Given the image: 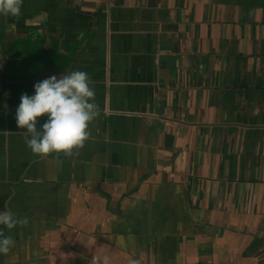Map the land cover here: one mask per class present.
I'll return each instance as SVG.
<instances>
[{
	"label": "crops",
	"instance_id": "crops-1",
	"mask_svg": "<svg viewBox=\"0 0 264 264\" xmlns=\"http://www.w3.org/2000/svg\"><path fill=\"white\" fill-rule=\"evenodd\" d=\"M84 71L100 115L33 154L23 94ZM47 116L38 118L39 128ZM0 264H264V0H23L0 16Z\"/></svg>",
	"mask_w": 264,
	"mask_h": 264
},
{
	"label": "clouds",
	"instance_id": "clouds-1",
	"mask_svg": "<svg viewBox=\"0 0 264 264\" xmlns=\"http://www.w3.org/2000/svg\"><path fill=\"white\" fill-rule=\"evenodd\" d=\"M23 0H0V16L19 18ZM87 72L71 71L52 75L34 85V95L23 94L16 110V121L25 129L27 147L33 154L44 156L83 148L91 138L90 124L99 117L96 91ZM47 120L38 128V118ZM28 217H17L10 211L0 212V225L9 230L27 226ZM15 241L0 231V254L7 255ZM94 264H110L109 257H95Z\"/></svg>",
	"mask_w": 264,
	"mask_h": 264
}]
</instances>
